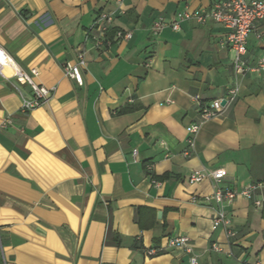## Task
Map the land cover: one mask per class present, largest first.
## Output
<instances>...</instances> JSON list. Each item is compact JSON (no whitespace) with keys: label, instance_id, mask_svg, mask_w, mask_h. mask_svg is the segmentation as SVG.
<instances>
[{"label":"crops","instance_id":"obj_1","mask_svg":"<svg viewBox=\"0 0 264 264\" xmlns=\"http://www.w3.org/2000/svg\"><path fill=\"white\" fill-rule=\"evenodd\" d=\"M214 1L0 0V48L51 91L22 112L29 87L0 76V264H264V204L226 205L227 238L212 230L218 208L204 201L215 185L187 184L217 169L223 187L264 183V19L247 39L251 70L239 75L219 25L152 33L158 18ZM101 12L112 15L111 45L95 48ZM117 32L132 36L118 41ZM79 55L81 84L63 70ZM231 87L235 102L191 137L193 97L210 105ZM165 236L187 237L192 253L146 257Z\"/></svg>","mask_w":264,"mask_h":264},{"label":"built area","instance_id":"obj_2","mask_svg":"<svg viewBox=\"0 0 264 264\" xmlns=\"http://www.w3.org/2000/svg\"><path fill=\"white\" fill-rule=\"evenodd\" d=\"M263 19L264 0H215L208 10L199 12L183 11L177 13L170 22L158 18L153 23L152 33L155 36L159 35L165 28L178 32L181 24L187 22H194L198 25H205L210 22L219 25L228 31L225 45L233 53V68L235 73L239 75L251 70L243 61V57L246 54L247 39L255 29L256 24ZM111 22L112 15L106 12H101L94 21L91 30L97 33L94 44L95 48L111 45V41L106 37ZM131 36L132 34L129 32L125 34L117 32L115 34L118 41L129 40ZM83 65L82 55H79L76 64H66L63 70L69 79L75 81L77 84H81L82 76L80 67ZM256 70H264V59L257 62ZM36 75V70H31L30 73L22 71L0 48V76L6 80L14 78L23 79L32 93L30 99L23 100L21 106L22 112L32 111L41 106L50 97V90L34 82ZM237 96V87L227 88L223 97L210 105L202 104L200 97L194 96L193 101L197 105L198 121L186 129L187 133L193 137L199 132L202 125L219 119L222 116L225 106L233 104ZM222 102L225 103L224 106L221 105ZM187 143L189 149L192 150L194 147L193 138L188 139ZM135 154L136 151H133V157ZM184 155L188 156L189 153L185 152ZM225 177L226 172L223 169L214 171L202 170L190 174L187 178V184L192 186L209 180L215 185L213 193L204 198L205 202H214L218 208L212 220V230L222 227L226 237L233 238L235 237V232L230 228V220L223 208L237 198L248 201L256 209L261 208L264 204V183H252L235 190L220 186ZM192 202L197 203V200L192 199ZM214 249L216 250V247ZM165 250H180L189 255L192 253L190 241L187 237L165 236L159 247L147 250L145 255L146 257H153ZM189 263L197 264L196 258L191 256ZM2 264H7L4 259L2 260Z\"/></svg>","mask_w":264,"mask_h":264},{"label":"water","instance_id":"obj_3","mask_svg":"<svg viewBox=\"0 0 264 264\" xmlns=\"http://www.w3.org/2000/svg\"><path fill=\"white\" fill-rule=\"evenodd\" d=\"M221 105H222V106H224V105H225V103H224V102H222V103H221Z\"/></svg>","mask_w":264,"mask_h":264},{"label":"trees","instance_id":"obj_4","mask_svg":"<svg viewBox=\"0 0 264 264\" xmlns=\"http://www.w3.org/2000/svg\"><path fill=\"white\" fill-rule=\"evenodd\" d=\"M140 212V211H139Z\"/></svg>","mask_w":264,"mask_h":264}]
</instances>
